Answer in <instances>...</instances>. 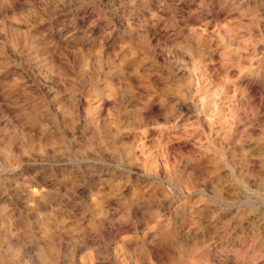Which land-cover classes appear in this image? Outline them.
<instances>
[{"label":"rangeland","instance_id":"1","mask_svg":"<svg viewBox=\"0 0 264 264\" xmlns=\"http://www.w3.org/2000/svg\"><path fill=\"white\" fill-rule=\"evenodd\" d=\"M263 174L264 0H0V264H264Z\"/></svg>","mask_w":264,"mask_h":264},{"label":"bare ground","instance_id":"2","mask_svg":"<svg viewBox=\"0 0 264 264\" xmlns=\"http://www.w3.org/2000/svg\"><path fill=\"white\" fill-rule=\"evenodd\" d=\"M262 164V163H261ZM263 168V167H262ZM262 170V169H261ZM254 173V172H253ZM258 173V172H257ZM254 174H256V172L254 173ZM253 175V174H252ZM257 175H259V174H257ZM264 175V174H263ZM240 176V175H239ZM256 176V175H255ZM254 176V177H255ZM261 177V176H260ZM251 178V177H250ZM262 178V177H261ZM235 179V178H234ZM253 179V178H252ZM256 179V178H255ZM255 179H254V181H255ZM251 180V179H250ZM249 180V181H250ZM242 181V180H241ZM258 181H262V180H258ZM252 182V181H251ZM238 183V182H237ZM253 183V182H252ZM250 186V185H249ZM254 186H255V184H254ZM257 186V185H256ZM260 186V185H259ZM241 187V186H240ZM251 188V187H250ZM259 189H260V187H259ZM248 190V189H247ZM258 190V189H257ZM262 190V189H261ZM250 191V190H249ZM259 191V190H258ZM262 192H263V190H262ZM34 195V194H33Z\"/></svg>","mask_w":264,"mask_h":264}]
</instances>
